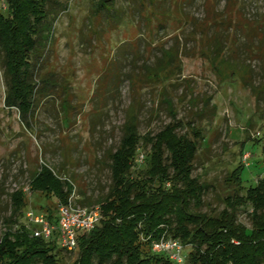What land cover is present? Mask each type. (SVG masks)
<instances>
[{
  "label": "rangeland",
  "instance_id": "obj_1",
  "mask_svg": "<svg viewBox=\"0 0 264 264\" xmlns=\"http://www.w3.org/2000/svg\"><path fill=\"white\" fill-rule=\"evenodd\" d=\"M99 4L48 0L51 28L33 57L39 84L29 126L17 108L5 106L0 52V235L14 190L23 189L25 211L50 208L56 214L55 197L30 190L31 176L44 164L72 181L79 203L97 205L111 181L109 154L133 109L142 134L174 118L186 126L194 121L204 131L194 171L209 186L202 211L224 208L223 199L233 191L225 179L245 152L251 158L242 170L244 185L263 176L264 0H113L108 11ZM5 8L0 0V10ZM192 20L211 35L222 27L228 39L235 37L238 55L252 67L248 84L214 68L203 54L205 39L191 34ZM172 46L181 58L174 77L130 79ZM243 210L240 221L249 226ZM78 254L63 251L62 262L74 264Z\"/></svg>",
  "mask_w": 264,
  "mask_h": 264
},
{
  "label": "trees",
  "instance_id": "obj_2",
  "mask_svg": "<svg viewBox=\"0 0 264 264\" xmlns=\"http://www.w3.org/2000/svg\"><path fill=\"white\" fill-rule=\"evenodd\" d=\"M3 1L0 52L6 81L4 103L17 108L29 126L39 84L38 60L33 57L51 28L48 0ZM99 2L100 10L112 8L113 0ZM192 21L191 34L205 39L203 54L207 52L214 68L229 72L228 79L248 84L253 79L252 67L238 55L235 37L228 39L229 31L222 27L211 35L202 23ZM162 51V57L144 66L141 76L134 73L130 79L174 77L181 62L179 49L172 46ZM261 88L259 97L264 96V84ZM187 126L184 120L174 118L159 131L142 134L134 109L128 112L120 143L109 154L111 181L97 204L102 219L93 230L79 232L74 264L175 263L167 254L152 250V241L162 237L178 239L190 248L184 252L188 264H264V174L247 187L242 179L245 163L239 164L225 179L233 191L223 199L224 208L218 213L202 211L209 186L194 171L205 133L194 121H188ZM29 184L32 192L63 202L74 187L70 179L46 164L31 176ZM10 199L6 230L0 235V264H64L62 252L67 250L60 246L58 234L50 239L36 237L22 222L27 207L23 189L14 190ZM242 210L249 226L240 221ZM46 214L54 218L50 208Z\"/></svg>",
  "mask_w": 264,
  "mask_h": 264
},
{
  "label": "built area",
  "instance_id": "obj_3",
  "mask_svg": "<svg viewBox=\"0 0 264 264\" xmlns=\"http://www.w3.org/2000/svg\"><path fill=\"white\" fill-rule=\"evenodd\" d=\"M250 152L243 154V162L249 165ZM144 160V155L139 157V161ZM264 174V163H263ZM75 189L71 192L67 201H58L57 212L50 219L46 213H36L27 210L24 213L26 225L31 229L36 237L50 239L55 233L58 234L60 246L67 251L77 249L79 232L93 230L102 219V211L99 205H83L79 203L75 196ZM184 245L178 239L162 237L152 241V250L158 253H165L176 264H185Z\"/></svg>",
  "mask_w": 264,
  "mask_h": 264
}]
</instances>
